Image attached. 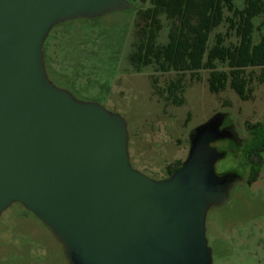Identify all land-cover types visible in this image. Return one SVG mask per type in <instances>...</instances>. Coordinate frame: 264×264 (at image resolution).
<instances>
[{
	"label": "water",
	"instance_id": "water-1",
	"mask_svg": "<svg viewBox=\"0 0 264 264\" xmlns=\"http://www.w3.org/2000/svg\"><path fill=\"white\" fill-rule=\"evenodd\" d=\"M128 0H0V220L15 204L62 245L68 264H213L206 220L236 174L219 175L234 140L218 113L191 134L163 180L135 170L128 124L49 78L54 27L133 9Z\"/></svg>",
	"mask_w": 264,
	"mask_h": 264
},
{
	"label": "rangeland",
	"instance_id": "rangeland-1",
	"mask_svg": "<svg viewBox=\"0 0 264 264\" xmlns=\"http://www.w3.org/2000/svg\"><path fill=\"white\" fill-rule=\"evenodd\" d=\"M237 5L242 7L243 1L237 0ZM263 20L264 16L257 19L256 25ZM134 21L131 9L116 12L59 26L44 43L51 57V76L61 82L56 86L72 88L80 100L97 102L125 118L133 168L154 180H163L169 165L187 158L194 130L218 113L226 114V124L241 143L248 140L250 126L264 121V83L255 86L250 101L243 102L229 88L211 94L208 73L196 79L187 76L185 105L165 108L152 93V69L136 73L129 64ZM166 34L165 29L162 43ZM255 38L258 40V34ZM168 79L161 77L160 84ZM214 147L228 153L216 164L217 174L236 171L242 180L232 186L224 205L208 212L206 236L213 264H264V166L258 181L248 186L249 171L242 164L241 151L227 140ZM0 264L68 262L49 229L15 204L0 220Z\"/></svg>",
	"mask_w": 264,
	"mask_h": 264
},
{
	"label": "trees",
	"instance_id": "trees-1",
	"mask_svg": "<svg viewBox=\"0 0 264 264\" xmlns=\"http://www.w3.org/2000/svg\"><path fill=\"white\" fill-rule=\"evenodd\" d=\"M128 1L135 12L129 64L136 73L152 69V93L165 108L185 105L187 76L196 79L208 73L211 94L218 95L229 88L243 102L250 101L255 86L264 83V20L259 25L255 22L264 16V0H242V7L237 0ZM80 21L93 20H76L53 30ZM165 29L166 42L162 43ZM44 54L51 81L60 84L51 76L46 44ZM257 70L261 73L257 74ZM164 76L169 79L161 85L160 78ZM69 90L80 99L75 90ZM249 134L244 143H230L241 151L242 164L249 171L246 184L252 186L264 166V121L250 126ZM223 152L226 158L228 153ZM183 162L169 165L164 179L180 169ZM229 174L241 178L236 171Z\"/></svg>",
	"mask_w": 264,
	"mask_h": 264
},
{
	"label": "flooded vegetation",
	"instance_id": "flooded-vegetation-1",
	"mask_svg": "<svg viewBox=\"0 0 264 264\" xmlns=\"http://www.w3.org/2000/svg\"><path fill=\"white\" fill-rule=\"evenodd\" d=\"M226 123H227V116H226L225 122H224L223 126L221 127V129H222V130H224V129H229L231 132H234L233 129H232V127H231L229 124H226ZM234 133H235V132H234ZM222 141H226V140H222ZM222 141H219V142H222ZM227 141H231V142L238 143V142H239V139L237 138V136H235L234 140H227ZM219 142H217V143H219ZM215 144H216V143H214L213 146H214ZM218 151H219V150H218ZM220 152H223V151H220ZM227 174H229V173H227ZM219 175H223V174H219ZM239 181H241V178H240V177L237 178V179L235 180L234 184L237 183V182H239ZM234 184H233V185H234ZM233 185H232V186H233ZM231 188H232V187H231Z\"/></svg>",
	"mask_w": 264,
	"mask_h": 264
}]
</instances>
